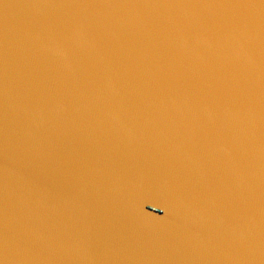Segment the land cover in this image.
<instances>
[{"label": "water", "instance_id": "95a60500", "mask_svg": "<svg viewBox=\"0 0 264 264\" xmlns=\"http://www.w3.org/2000/svg\"><path fill=\"white\" fill-rule=\"evenodd\" d=\"M0 264H104L48 185L1 101Z\"/></svg>", "mask_w": 264, "mask_h": 264}]
</instances>
